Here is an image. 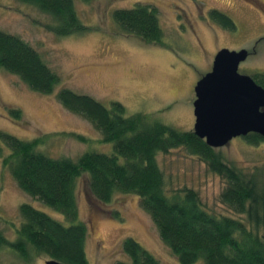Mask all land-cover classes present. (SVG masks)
I'll list each match as a JSON object with an SVG mask.
<instances>
[{"label":"rangeland","instance_id":"374dc122","mask_svg":"<svg viewBox=\"0 0 264 264\" xmlns=\"http://www.w3.org/2000/svg\"><path fill=\"white\" fill-rule=\"evenodd\" d=\"M74 3L87 30L58 36L47 28L50 17L37 7L20 0H0V30L28 42L61 78L52 93L44 94L0 68V130L25 140L61 132H75L88 139V143H83L70 136H50L39 146L49 156L75 158L86 149L102 153L112 150L111 144L101 143L100 133L90 122L58 102L55 94L61 86L90 95L106 106L119 101L127 115L140 112L181 130H193V85L211 70L218 50H246V58L239 64L240 73L251 76L264 72V0H74ZM137 3L156 7L163 44H148L136 35L119 32L112 19L113 10ZM210 9L229 15L236 27L228 30L217 24L208 15ZM10 108L20 110L19 121L10 115ZM259 136L263 140L252 143L244 137H235L216 150L247 177L256 173L264 187V137ZM157 161L169 178L168 191L184 186L193 188L207 210L240 216L221 199L226 180L183 147L159 153ZM86 184L85 176L78 178L76 203L79 218L87 226L84 247L90 264L126 260L121 242L127 236L139 242L161 264H180L161 240L148 213L140 207L136 194L117 193L107 203L90 204ZM23 202L69 224L62 214L24 193L0 159V229L7 238H15V228L20 222L18 207ZM258 233L263 236L264 229L260 228ZM47 259L41 255L24 262L8 248L0 249V264H44ZM193 264H203V260Z\"/></svg>","mask_w":264,"mask_h":264},{"label":"trees","instance_id":"16d2710c","mask_svg":"<svg viewBox=\"0 0 264 264\" xmlns=\"http://www.w3.org/2000/svg\"><path fill=\"white\" fill-rule=\"evenodd\" d=\"M32 4L51 19L47 28L58 36L87 30L76 11L74 0H20ZM209 17L228 30L233 19L210 9ZM112 19L119 32L136 35L148 44H163L156 7L137 3L117 8ZM0 68L17 75L36 92L52 93L61 82L28 42L0 30ZM264 86V72L252 74ZM56 99L68 111L82 117L100 133L101 143L112 145L109 153L86 149L75 158L52 157L39 149L50 136L88 139L75 132H61L25 140L0 130V159L18 187L26 194L63 215L65 224L29 202L18 207L20 222L15 238L0 229V249L8 248L24 262L44 255L64 264H90L84 247L86 224L80 220L76 203L78 178L85 176L89 203H107L115 194L133 193L150 216L161 240L180 264H264V187L256 173L247 177L230 165L193 130H181L143 113L127 115L119 101L104 105L90 95L59 87ZM10 115L21 118L18 108ZM249 143L263 140L259 134L244 136ZM183 147L205 162L208 169L226 180L222 201L242 217L216 214L201 203L196 190L184 186L168 191V176L157 161L159 153ZM92 206V205H91ZM126 260L114 264H161L134 238L121 242Z\"/></svg>","mask_w":264,"mask_h":264},{"label":"water","instance_id":"95a60500","mask_svg":"<svg viewBox=\"0 0 264 264\" xmlns=\"http://www.w3.org/2000/svg\"><path fill=\"white\" fill-rule=\"evenodd\" d=\"M246 50L220 49L194 87L193 132L213 148L254 131L264 137V87L238 72ZM44 264H64L47 259Z\"/></svg>","mask_w":264,"mask_h":264},{"label":"flooded vegetation","instance_id":"af4514ba","mask_svg":"<svg viewBox=\"0 0 264 264\" xmlns=\"http://www.w3.org/2000/svg\"><path fill=\"white\" fill-rule=\"evenodd\" d=\"M261 38V37H260ZM211 69V68H210ZM240 72V71H239ZM252 76V75H251ZM253 78V77H252ZM257 84H260V83H258V82H256ZM195 85V84H194ZM193 85V86H194ZM261 86H263L262 84H260ZM264 87V86H263ZM254 134H256L257 135V133L256 132H254V131H249V132H247L245 135H243V136H238V137H244V136H246V135H248V136H251V135H254ZM233 139V138H232Z\"/></svg>","mask_w":264,"mask_h":264},{"label":"bare ground","instance_id":"6f19581e","mask_svg":"<svg viewBox=\"0 0 264 264\" xmlns=\"http://www.w3.org/2000/svg\"><path fill=\"white\" fill-rule=\"evenodd\" d=\"M242 62H243V61H242ZM240 63H241V62H240ZM240 63H239V64H240ZM238 69H239V66H238ZM238 72H239V70H238ZM239 73H240V72H239ZM250 77H251V76H250ZM252 79H253V78H252Z\"/></svg>","mask_w":264,"mask_h":264}]
</instances>
